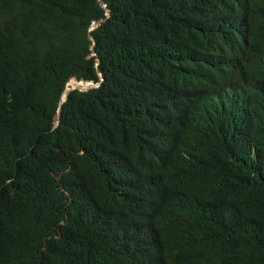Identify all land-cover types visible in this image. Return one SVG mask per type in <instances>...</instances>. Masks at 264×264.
Here are the masks:
<instances>
[{
	"label": "trees",
	"instance_id": "16d2710c",
	"mask_svg": "<svg viewBox=\"0 0 264 264\" xmlns=\"http://www.w3.org/2000/svg\"><path fill=\"white\" fill-rule=\"evenodd\" d=\"M0 264H264V0H0Z\"/></svg>",
	"mask_w": 264,
	"mask_h": 264
},
{
	"label": "bare ground",
	"instance_id": "6f19581e",
	"mask_svg": "<svg viewBox=\"0 0 264 264\" xmlns=\"http://www.w3.org/2000/svg\"><path fill=\"white\" fill-rule=\"evenodd\" d=\"M99 24H100L99 22L96 23V25H99ZM100 85H101L100 83H94V82H91V83L90 82H87V83L78 84V85H75V84L70 83L68 90L64 93L65 94V99L68 98L69 92L71 90H75L77 88L76 90L81 89L82 91H86L88 89H91V88H93L95 86H100Z\"/></svg>",
	"mask_w": 264,
	"mask_h": 264
},
{
	"label": "water",
	"instance_id": "95a60500",
	"mask_svg": "<svg viewBox=\"0 0 264 264\" xmlns=\"http://www.w3.org/2000/svg\"><path fill=\"white\" fill-rule=\"evenodd\" d=\"M108 14L111 15V11H109ZM105 21H106V20H105ZM105 21L103 20L100 24H102V23L105 22ZM96 23H97V22H96ZM96 23H95L94 27L98 26V25H96ZM100 24H99V25H100ZM76 89H77V88H76ZM76 89H75V90H76ZM67 90H68V87H67L66 91H67ZM78 90H81V89H78ZM66 91H65V92H66ZM73 91H74V90H73ZM81 91H82V90H81ZM70 93H71V92H70ZM67 99H68V98L65 99V94H64V96H63V98H62V100H61V105H60V106H61V109H60V112H59V114H58L57 126H59V124H60L61 114H62V113H61L62 106L64 105V103L66 102Z\"/></svg>",
	"mask_w": 264,
	"mask_h": 264
},
{
	"label": "clouds",
	"instance_id": "9594fccd",
	"mask_svg": "<svg viewBox=\"0 0 264 264\" xmlns=\"http://www.w3.org/2000/svg\"><path fill=\"white\" fill-rule=\"evenodd\" d=\"M109 15V14H108ZM110 16V15H109ZM95 25V24H94ZM94 25H93V27H94ZM65 93V92H64ZM63 97V96H62ZM62 100V99H61ZM60 105H61V103H60ZM57 121H58V119H57ZM58 127V126H57Z\"/></svg>",
	"mask_w": 264,
	"mask_h": 264
},
{
	"label": "rangeland",
	"instance_id": "374dc122",
	"mask_svg": "<svg viewBox=\"0 0 264 264\" xmlns=\"http://www.w3.org/2000/svg\"><path fill=\"white\" fill-rule=\"evenodd\" d=\"M94 55V53H92V56ZM98 63H100V61L98 60ZM68 87V86H67Z\"/></svg>",
	"mask_w": 264,
	"mask_h": 264
}]
</instances>
